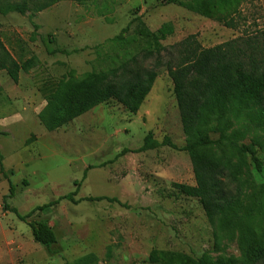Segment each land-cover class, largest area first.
Here are the masks:
<instances>
[{
	"label": "rangeland",
	"instance_id": "rangeland-1",
	"mask_svg": "<svg viewBox=\"0 0 264 264\" xmlns=\"http://www.w3.org/2000/svg\"><path fill=\"white\" fill-rule=\"evenodd\" d=\"M28 1L0 0V9ZM28 9L23 16L0 15V41L11 55L21 54L23 61L35 58L29 71L19 74L18 85L0 72V226L14 234L12 241L10 233L0 232V264H153L152 252L173 264L241 258L248 242L256 241H242L237 220L216 242L199 202L172 188L175 183L194 186V179L189 156L182 151L187 138L165 68L136 115L109 102L48 132L38 114L48 90L60 80L106 71L122 49H146L145 39L135 33L139 22L149 32L172 25L173 34L160 42L163 47L195 36L208 49L261 28L264 0H246L241 9L245 22L235 31L161 0H114L102 16L96 7L71 1L31 19L30 4ZM117 36L123 43L110 42ZM225 125L229 132L238 127L231 118ZM216 130L217 123L211 122L207 134L216 139ZM149 133L156 144L135 153ZM207 153L239 165L226 147L214 145ZM245 162L239 165L244 190L237 217L252 204L255 186L264 182V169L257 176ZM8 181L15 188L8 207L21 216L56 203L30 219H45L53 229L57 243L49 252L33 242L24 222L2 209ZM74 192L72 201L60 200ZM98 198L104 200H94Z\"/></svg>",
	"mask_w": 264,
	"mask_h": 264
},
{
	"label": "trees",
	"instance_id": "trees-1",
	"mask_svg": "<svg viewBox=\"0 0 264 264\" xmlns=\"http://www.w3.org/2000/svg\"><path fill=\"white\" fill-rule=\"evenodd\" d=\"M61 1L96 7L100 16L114 2L44 0V3H39L38 0H29L28 3L10 4L0 9V15H26L30 4L31 19ZM161 1L212 20L228 30L235 31L245 22L241 9L246 0ZM126 31L127 28L122 33ZM135 33L145 39L146 49L141 47L138 52L122 49L108 70L87 74L80 79L60 80L44 98L46 105L38 114L40 124L52 132L109 102L115 103L127 114L136 115L150 93L159 70L165 68L173 85L182 132L187 138L182 151L189 156L194 179V186L175 183L172 188L179 195L199 202L216 242L220 241L222 230L229 227L234 219L237 220V227L242 229V241H248V237L256 241L248 242L245 254L239 259L213 263L203 257L198 264H264V182L255 184V195L245 214L236 215L244 190L239 180V165H246L247 160L248 169L257 176L264 169V25L208 49L202 48L195 36L169 47L161 46L160 42L173 34L169 23L156 32H149L139 22ZM110 42L123 43V40L117 36ZM150 60L152 65L145 68ZM33 61L34 57L23 61L21 54L14 58L0 41V72H5L14 85H18L19 74L27 73ZM229 118L238 124L237 129L230 132L225 125ZM211 122L217 123L216 139L207 134ZM247 138L250 139L248 144H238ZM154 144L149 133L143 146L135 153L145 152ZM214 145L226 147L230 158H236L239 165L232 163L229 157L221 159L208 154L207 149ZM0 172H3L1 166ZM8 187V195L2 199V209L9 210L24 222L30 229L33 242L49 252L57 243L53 229L45 219H30L35 212L56 203L36 207L26 216H21L16 209L8 207L7 201L14 197L15 191L9 181ZM75 194L60 200L72 201ZM149 260L153 264L161 261L173 264L156 252L150 254Z\"/></svg>",
	"mask_w": 264,
	"mask_h": 264
},
{
	"label": "crops",
	"instance_id": "crops-1",
	"mask_svg": "<svg viewBox=\"0 0 264 264\" xmlns=\"http://www.w3.org/2000/svg\"><path fill=\"white\" fill-rule=\"evenodd\" d=\"M1 224V223H0ZM0 232H3V234H9L10 233V235L12 236V241H14V234H13V232H11V231H5L4 229H2V227L0 226ZM11 241V240H10Z\"/></svg>",
	"mask_w": 264,
	"mask_h": 264
}]
</instances>
